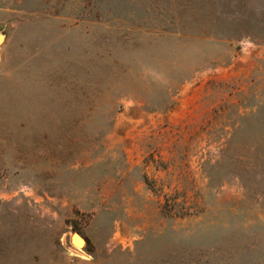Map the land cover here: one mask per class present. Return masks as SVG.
Returning a JSON list of instances; mask_svg holds the SVG:
<instances>
[{
  "label": "rangeland",
  "instance_id": "374dc122",
  "mask_svg": "<svg viewBox=\"0 0 264 264\" xmlns=\"http://www.w3.org/2000/svg\"><path fill=\"white\" fill-rule=\"evenodd\" d=\"M0 32V264H264V0H0Z\"/></svg>",
  "mask_w": 264,
  "mask_h": 264
},
{
  "label": "bare ground",
  "instance_id": "6f19581e",
  "mask_svg": "<svg viewBox=\"0 0 264 264\" xmlns=\"http://www.w3.org/2000/svg\"><path fill=\"white\" fill-rule=\"evenodd\" d=\"M72 241L76 246H82L84 243V240L82 239L81 236H79L78 234H73L72 235Z\"/></svg>",
  "mask_w": 264,
  "mask_h": 264
},
{
  "label": "water",
  "instance_id": "95a60500",
  "mask_svg": "<svg viewBox=\"0 0 264 264\" xmlns=\"http://www.w3.org/2000/svg\"><path fill=\"white\" fill-rule=\"evenodd\" d=\"M5 41V35L0 32V44ZM79 235V234H78ZM80 236V235H79ZM83 239V238H82ZM84 240V239H83Z\"/></svg>",
  "mask_w": 264,
  "mask_h": 264
}]
</instances>
